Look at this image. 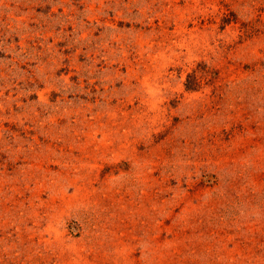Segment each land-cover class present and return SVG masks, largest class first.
I'll list each match as a JSON object with an SVG mask.
<instances>
[{
    "label": "rangeland",
    "instance_id": "rangeland-1",
    "mask_svg": "<svg viewBox=\"0 0 264 264\" xmlns=\"http://www.w3.org/2000/svg\"><path fill=\"white\" fill-rule=\"evenodd\" d=\"M0 264H264V0H0Z\"/></svg>",
    "mask_w": 264,
    "mask_h": 264
}]
</instances>
